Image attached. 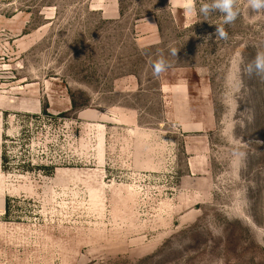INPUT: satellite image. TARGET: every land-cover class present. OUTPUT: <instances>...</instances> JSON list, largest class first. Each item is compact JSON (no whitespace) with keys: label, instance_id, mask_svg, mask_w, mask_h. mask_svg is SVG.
<instances>
[{"label":"rangeland","instance_id":"1","mask_svg":"<svg viewBox=\"0 0 264 264\" xmlns=\"http://www.w3.org/2000/svg\"><path fill=\"white\" fill-rule=\"evenodd\" d=\"M237 6L221 40L182 0H0V264H264V10Z\"/></svg>","mask_w":264,"mask_h":264},{"label":"clouds","instance_id":"2","mask_svg":"<svg viewBox=\"0 0 264 264\" xmlns=\"http://www.w3.org/2000/svg\"><path fill=\"white\" fill-rule=\"evenodd\" d=\"M248 6L255 12L264 10V0H247ZM182 5L186 14H198L207 19L213 13H220L223 17V24L216 25L215 37L221 40L228 39V33L223 25L232 24L240 15L237 0H201L200 6L196 8V0H182ZM178 50L171 49V55L177 56ZM171 67L169 61L162 53H158V59L151 63L152 74L159 77ZM245 73L250 77H255L264 81V51L258 50L255 57L250 61L245 69Z\"/></svg>","mask_w":264,"mask_h":264}]
</instances>
